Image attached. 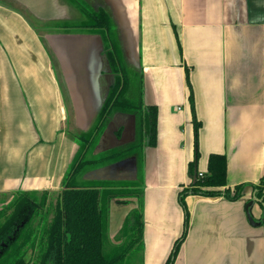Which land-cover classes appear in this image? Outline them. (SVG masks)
I'll list each match as a JSON object with an SVG mask.
<instances>
[{
    "label": "crops",
    "instance_id": "0c3cea01",
    "mask_svg": "<svg viewBox=\"0 0 264 264\" xmlns=\"http://www.w3.org/2000/svg\"><path fill=\"white\" fill-rule=\"evenodd\" d=\"M100 11L127 73L143 78L138 102L158 109L156 146L144 147L143 165L141 151L110 167L142 192L136 259L166 264L184 232L178 193L196 181V153L197 173L208 172L211 155L226 158L231 190L264 176V0H0V207L21 192L62 190L79 148L68 125L92 129L114 76L103 37L67 27ZM121 113L107 150L136 140V116ZM93 173L84 178L97 180ZM254 198L251 186L235 201L187 196V234L173 264H264V203Z\"/></svg>",
    "mask_w": 264,
    "mask_h": 264
},
{
    "label": "trees",
    "instance_id": "16d2710c",
    "mask_svg": "<svg viewBox=\"0 0 264 264\" xmlns=\"http://www.w3.org/2000/svg\"><path fill=\"white\" fill-rule=\"evenodd\" d=\"M91 22L86 25H69L67 28H84L99 33L107 45V59L114 73L113 83L107 98L97 116L92 129L86 134L75 136L78 148L71 167L63 182L57 200L49 207L50 193L43 191L18 193L11 204L0 207V264H123L134 249L142 244V192L140 206L134 208L126 218L129 240L124 245L103 252L105 210L102 201L122 196L136 197L138 188L131 183H112L100 180H87L85 175L99 167L115 164L122 158L131 157L142 151L140 162L144 163L143 149L156 146L157 116L156 106H145L129 99V75L119 57L109 16L104 12H91ZM189 84V81H188ZM190 86V84H189ZM190 103L194 111L191 90ZM113 111L134 114L137 118V136L133 143L113 149L103 155L88 158L91 142L105 130ZM199 123L195 122L196 145ZM117 136H120L117 134ZM189 165L191 175L197 162ZM197 173L194 183L178 193V200L185 211V225L182 236L175 242L166 264H173L180 245L184 241L189 221L185 199L189 195L204 197H225L235 201L244 195L247 186L255 191V197L264 203V176L258 185L240 184L233 190L227 187V162L221 155H211L208 172ZM52 211L49 222L43 223ZM43 224V226H42ZM31 251V258L27 253Z\"/></svg>",
    "mask_w": 264,
    "mask_h": 264
},
{
    "label": "rangeland",
    "instance_id": "374dc122",
    "mask_svg": "<svg viewBox=\"0 0 264 264\" xmlns=\"http://www.w3.org/2000/svg\"><path fill=\"white\" fill-rule=\"evenodd\" d=\"M114 38V34H112ZM104 65L107 68L108 64L106 59L104 60ZM57 71L59 75L62 73V70L57 67ZM129 87H128V92L126 96L132 100H135L138 102L140 99V94L142 93V87H143V78L141 75H136L134 71H129ZM59 77V76H58ZM62 83L64 82V77H61ZM101 92V97L106 98V91L100 90ZM141 91V92H140ZM66 103L69 101L66 97ZM139 103V102H138ZM117 114H120L117 116ZM121 112H116L113 111L111 113V116L109 118V122L105 128V130L98 136L96 140L91 142V153L87 155L88 158H93L95 155H103L104 153H108L112 151L113 149H108L107 148L110 146L109 144L113 141V138L115 137L113 130L116 127L115 122L118 121V118L125 117L123 116ZM128 115V114H127ZM130 116V115H129ZM131 123V120H129ZM129 123V127L126 130L124 136L125 140H131V125ZM69 130H72L71 134L78 135L80 132L75 128V125L73 123H69L68 125ZM135 136H137V131ZM109 142V143H108ZM78 143V142H77ZM100 144V145H99ZM114 146V145H113ZM106 150V151H99L100 149ZM79 149H82V145L79 146ZM127 158H122L119 161H125V162H130V159ZM112 165V164H111ZM106 168V169H104ZM139 170V175H138V180L142 178V172H143V166L139 165L138 167ZM103 169V170H102ZM91 171H94L91 172ZM89 173H93L95 179L100 180V181H108L112 183H126L122 181H118L119 175L115 173L110 165L104 166V167H99L94 170H91ZM86 174V175H87ZM137 174V172H136ZM123 176V175H122ZM123 180V179H121ZM93 181V180H92ZM138 190L134 191L133 194L136 196L134 197H129V196H122L120 198H112V199H107L105 198L102 203H103V208L105 210V230H104V245H103V252L108 253L112 249L124 245L125 243L128 242L129 240V230L126 229V218L129 217V214L134 208H138L140 206V185H138ZM57 200V193L50 194L49 196V207L53 206ZM5 205L4 207H6ZM52 211L49 213L48 216L44 219L43 223H47L51 220L52 218ZM121 224V225H120ZM43 226V224H42ZM139 249H134L132 252H130L125 259V262L123 264H140L139 260L136 258L138 257ZM27 259L31 258V251H28L27 253ZM132 260V261H131Z\"/></svg>",
    "mask_w": 264,
    "mask_h": 264
},
{
    "label": "water",
    "instance_id": "95a60500",
    "mask_svg": "<svg viewBox=\"0 0 264 264\" xmlns=\"http://www.w3.org/2000/svg\"><path fill=\"white\" fill-rule=\"evenodd\" d=\"M196 178H197V169H195V172H194V179H196ZM254 201H258V199L257 198H254ZM252 205H253V200L252 201H249L248 204L246 205V213L248 215L249 221L254 224V221H253V219L251 217V213H250V207Z\"/></svg>",
    "mask_w": 264,
    "mask_h": 264
},
{
    "label": "built area",
    "instance_id": "2783aa9c",
    "mask_svg": "<svg viewBox=\"0 0 264 264\" xmlns=\"http://www.w3.org/2000/svg\"><path fill=\"white\" fill-rule=\"evenodd\" d=\"M200 176H202L203 174L202 173H199Z\"/></svg>",
    "mask_w": 264,
    "mask_h": 264
}]
</instances>
